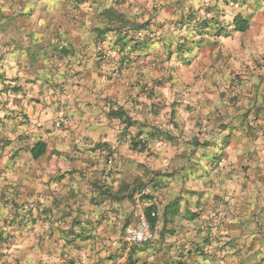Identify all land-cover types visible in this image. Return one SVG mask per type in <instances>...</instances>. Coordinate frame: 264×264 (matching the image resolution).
<instances>
[{
    "label": "crops",
    "instance_id": "crops-1",
    "mask_svg": "<svg viewBox=\"0 0 264 264\" xmlns=\"http://www.w3.org/2000/svg\"><path fill=\"white\" fill-rule=\"evenodd\" d=\"M21 8L0 39V264H264V0ZM149 207L154 238L127 246Z\"/></svg>",
    "mask_w": 264,
    "mask_h": 264
},
{
    "label": "built area",
    "instance_id": "built-area-1",
    "mask_svg": "<svg viewBox=\"0 0 264 264\" xmlns=\"http://www.w3.org/2000/svg\"><path fill=\"white\" fill-rule=\"evenodd\" d=\"M159 32L157 30H152L149 28H143L136 33V39L144 41L147 38L154 39L158 38ZM146 59L141 58L138 60V63H145ZM149 63L153 65L154 60H150ZM151 203V202H149ZM152 217H156L157 213L152 210ZM154 238L153 226L146 214L139 216V219L134 222L126 225L123 230V240L127 246H139L143 245Z\"/></svg>",
    "mask_w": 264,
    "mask_h": 264
},
{
    "label": "rangeland",
    "instance_id": "rangeland-1",
    "mask_svg": "<svg viewBox=\"0 0 264 264\" xmlns=\"http://www.w3.org/2000/svg\"><path fill=\"white\" fill-rule=\"evenodd\" d=\"M9 6H4V10L0 9V39L6 38L5 33H2L7 27L10 26H21L22 12H21V0H17L16 4L12 3ZM14 6V7H13ZM10 9V10H9ZM9 13V14H7ZM20 24V25H18Z\"/></svg>",
    "mask_w": 264,
    "mask_h": 264
},
{
    "label": "trees",
    "instance_id": "trees-1",
    "mask_svg": "<svg viewBox=\"0 0 264 264\" xmlns=\"http://www.w3.org/2000/svg\"><path fill=\"white\" fill-rule=\"evenodd\" d=\"M205 20H207V19H205ZM212 20L215 21L216 19L212 18ZM216 21H217V20H216ZM234 22H235V27H236L237 30L244 31V30H246V29L248 28V26H249L248 22L244 21V19L242 18L241 15H237V16L235 17V19H234ZM14 89H15V91L20 90V88H18V87H15ZM112 115H113L114 117H120V118H122L123 116L126 117L125 113H124L122 110H116V111H113V112H112ZM124 120H125L126 123H128L126 118H125ZM45 149H46V144H45V142H43V141H39V142H37V144L33 147V149H32V154H33V156H34L35 158H37V157H39L41 154H43V153L45 152ZM151 212H152L151 207H149V211H148V215H147V216L149 217L151 223L153 224L154 221H155V218H156V217H152V216H151ZM2 233H3V232H0V235H1Z\"/></svg>",
    "mask_w": 264,
    "mask_h": 264
}]
</instances>
